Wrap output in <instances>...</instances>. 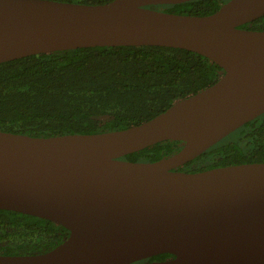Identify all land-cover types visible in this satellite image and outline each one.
I'll return each instance as SVG.
<instances>
[{"label":"water","instance_id":"95a60500","mask_svg":"<svg viewBox=\"0 0 264 264\" xmlns=\"http://www.w3.org/2000/svg\"><path fill=\"white\" fill-rule=\"evenodd\" d=\"M190 0H0V63L96 46L196 52L223 69L211 85L125 129L36 137L0 130V209L69 231L43 253L0 264H264V162L178 167L264 113V0L208 15L153 6ZM183 141L156 161L123 156ZM173 257L148 261L162 254Z\"/></svg>","mask_w":264,"mask_h":264},{"label":"trees","instance_id":"16d2710c","mask_svg":"<svg viewBox=\"0 0 264 264\" xmlns=\"http://www.w3.org/2000/svg\"><path fill=\"white\" fill-rule=\"evenodd\" d=\"M101 4L111 0H57ZM227 0L161 4L167 12L208 15ZM264 30V15L241 25ZM223 69L182 48L96 46L29 55L0 63V130L36 137L125 129L213 84ZM183 141L165 140L128 153L131 161H156ZM264 162V113L178 167L197 172ZM69 231L47 219L0 209V254H38L60 244ZM173 257L162 253L148 261Z\"/></svg>","mask_w":264,"mask_h":264}]
</instances>
